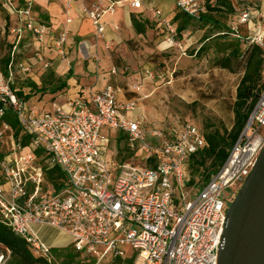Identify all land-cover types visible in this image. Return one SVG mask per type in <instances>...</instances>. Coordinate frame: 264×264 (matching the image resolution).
Segmentation results:
<instances>
[{"label": "built area", "instance_id": "1", "mask_svg": "<svg viewBox=\"0 0 264 264\" xmlns=\"http://www.w3.org/2000/svg\"><path fill=\"white\" fill-rule=\"evenodd\" d=\"M76 1L63 0L66 23L73 20ZM126 1L136 9L143 7L142 0ZM21 2L5 0L7 9L17 14L18 24L11 29L14 40L7 72L0 73V115L11 108L23 132L32 139L23 146L9 124L4 122L0 128V220L31 243L36 252L50 258L52 247L32 233L31 226L67 234L75 251L98 258L95 264L108 254L128 256V246L136 251L134 264H218L229 205L264 148V88L223 165L198 193L189 196L183 190L185 164L206 144L194 123H185L169 137L155 129L153 136L161 139L158 145L147 140L143 118L132 116L141 98L119 99L116 93L122 89L112 84L93 93L90 105L73 99L66 105L54 101L40 107L17 95L12 87L17 72L32 70V64L18 56L22 48L31 46L26 32L39 43L32 48L33 56L48 68L41 44L52 31L38 21L32 1ZM119 3L93 0L82 7L96 36L104 35L103 17L115 11ZM176 5L197 19L207 12L205 0H176ZM148 10L167 28V41L173 43L177 30L171 19L158 7ZM240 25L248 28L247 34L241 33ZM231 27L236 37L260 47L264 54V24L255 13L244 9ZM68 33V28L62 27L53 45L62 57ZM78 46L84 57H90L85 41ZM146 74L154 77L149 69ZM105 126L125 132L128 149L139 152L145 160L156 157V164L142 166L105 157ZM38 148L65 174L59 191L44 190L45 170L35 154ZM228 189L230 197L224 194ZM100 246H104L103 252ZM4 259L0 253V264Z\"/></svg>", "mask_w": 264, "mask_h": 264}, {"label": "rangeland", "instance_id": "2", "mask_svg": "<svg viewBox=\"0 0 264 264\" xmlns=\"http://www.w3.org/2000/svg\"><path fill=\"white\" fill-rule=\"evenodd\" d=\"M146 1L148 2V0ZM231 1L232 12L224 5L219 6V10L213 12L212 15L220 22L237 23L239 15L244 9L252 11L264 22V0ZM153 2L168 18H170V14L178 10L175 6L172 9L167 8L165 11V0H153ZM8 15L3 6V1H1L0 73L2 72L1 60L10 54L14 40V34L11 31L12 23L8 22ZM145 17L151 20L152 27L144 34L136 33L135 36H129L116 46L106 42L105 48L110 53L106 54L105 60L100 58L97 51L94 54L90 52V57H84L78 46L81 41L78 42L77 37L72 36L74 41L72 39L70 43L78 42L76 43L78 55L76 60L81 63L92 60L95 65V71L90 77V84L106 86L105 83H110L121 88L122 91L129 92L133 89L141 92V99L132 114L138 118H143V128L146 131L147 140L154 144L159 145L161 143V139L152 134L155 129L161 130L164 135L169 137L176 134L185 123H194L201 129H204L205 124L230 128L234 119L232 106L243 69L230 71L216 65L217 56L223 53L221 50L222 43L216 38L209 41L211 44L209 49L201 55L196 54L206 35L215 36L212 26H202L200 22L196 21L181 34L176 31L174 42L170 43L167 41L169 33L167 28L161 26L151 16L150 12L146 13ZM247 32L248 28L243 25L241 33L245 35ZM93 36L95 41H99L104 35L96 36L93 34ZM72 50L73 48L70 47V53H66L63 57L68 58ZM30 54H33L30 46H25L20 52V56L23 58H27ZM147 69L154 72V77L147 76ZM16 75L18 76L19 73ZM16 86L20 87V83H17ZM137 86L140 87L139 90H136ZM24 91L28 94L30 88L25 87ZM122 91L117 90V97L126 100ZM58 96V94L38 93L29 100L32 105L47 107ZM127 143L125 138H118L114 132L109 142L110 151H106L105 157L110 158L112 156L118 162L128 161L133 164L150 166L139 152L128 149ZM188 175L192 178L191 173ZM201 183V176L195 175L194 183L184 187L183 190L189 196H194ZM3 186L7 188L6 185L3 184ZM46 188L48 192H52L50 184H47ZM177 192L179 193L180 190ZM224 194L226 197H230L231 190H226ZM30 228L32 233L38 234L44 240H56L57 245L53 247L50 245L52 248L72 246L69 242L70 239L68 240L69 236L63 232H57L48 227L46 231H43L45 227L41 225H33ZM110 237L113 235L111 234ZM99 248L102 252L105 249L104 246ZM125 248L128 254L127 258L135 257L136 251L134 249L129 246ZM80 257L86 259L90 264H95L98 259L95 256H90L86 251L82 252ZM53 258L56 259L54 256ZM113 258L112 254L105 255L99 264H109Z\"/></svg>", "mask_w": 264, "mask_h": 264}, {"label": "trees", "instance_id": "3", "mask_svg": "<svg viewBox=\"0 0 264 264\" xmlns=\"http://www.w3.org/2000/svg\"><path fill=\"white\" fill-rule=\"evenodd\" d=\"M215 2V5L213 3ZM25 0H22V4ZM207 12L200 18H195L188 13L180 10L178 7L176 13L171 18L173 25L179 34L185 31L194 22L198 21L202 26L211 25L215 36L206 35L197 49L196 54L201 55L211 47L209 41L216 38L222 43V55H218L216 65L226 68L230 71L243 69V74L237 85L236 97L232 106L234 114L233 123L230 128L227 126H215L205 124L201 132L206 140L204 147L193 153L185 164L184 187L193 184L195 175H200L202 183L196 193L212 178L220 169L233 144L243 131L250 114L258 101L262 89L264 88V54L263 50L256 46L241 41L233 34L231 25L222 23L214 17L213 12L219 10V6H227L230 12L233 11L231 0H205ZM132 23L138 34H144L152 27L151 20L142 13H132ZM260 19V17H258ZM261 20V19H260ZM264 24V22H263ZM243 25H240L242 31ZM244 47H243V46ZM20 57V55H18ZM10 60V54L3 57L1 62V71L7 72V65ZM73 75V71L65 76H58L54 71L49 70L43 76V83L39 86L31 78L17 76L14 79L13 88L17 89V95L25 100H29L33 95L41 93H55L67 87V81ZM20 83V87L16 86ZM25 87L30 88V93L26 94ZM128 99L141 98L142 93L133 89L131 91H122ZM7 123L12 128L16 138H20L23 146H28L32 136L25 134L19 123L16 114L11 108H6L3 115H0V128L3 123ZM35 154L40 159L45 170L44 190L47 191V184H50L52 191H59L64 182L65 174L58 165H52L48 159L43 157V150L36 149ZM157 158H149L147 162L150 166L156 164ZM192 174V178L188 174ZM47 183V184H46ZM0 253L4 254L3 264H90L86 259L81 258V252L74 250L72 246L65 248H52L51 257L36 252L35 248L24 237L15 234L12 229L0 220ZM56 257V259L53 258ZM109 264H134L133 258L116 256Z\"/></svg>", "mask_w": 264, "mask_h": 264}, {"label": "crops", "instance_id": "4", "mask_svg": "<svg viewBox=\"0 0 264 264\" xmlns=\"http://www.w3.org/2000/svg\"><path fill=\"white\" fill-rule=\"evenodd\" d=\"M1 1H3V6L9 14L7 16L8 22L12 23V28L17 26V14L11 13L7 9V7L5 6V0H0V2ZM25 1H32L33 11L38 21L44 22L51 27V33L47 35L45 43L41 44L43 55L50 64L48 68H44L42 66V63H40L33 56V54L28 55L27 58L21 57L32 64V70L29 73H23L19 71L17 72L19 73L18 76L31 78L39 86H41L43 83V76L49 70L54 71L58 76L62 77H65L70 72V70L73 71L72 77L67 81V87L53 93L58 94L59 96L55 98V100L50 102L51 104L52 102L56 101L64 105H66L70 100L73 99H81L86 105H90L92 94L105 87L104 85L98 84L97 86H95L90 84V77H92L91 74L95 71V65L92 60L86 63H81L80 61L76 60V58L78 57L76 43H78L79 41H85L91 53L94 54L95 51H97L100 55V58L102 60H105L106 54L110 53V51L105 48L106 42H110L113 44V46H116V44L121 43L122 40L128 38L129 36L136 35L137 32L135 31L132 23V13H142L145 16L146 13H149L148 9L150 7H158L156 4H154L155 2H153V0H148V2L146 0H142L143 7L140 9H136L130 6V4L126 0H120L121 3L116 5L115 11L107 12L104 15L103 21L106 25L104 36L99 41H95L93 36L94 33L92 22L90 18L82 11V7L84 5H88L93 0H77L75 3V9L72 12L73 20L70 23H66L67 15L64 9L63 0ZM165 2V11L167 10V8L172 9L175 6L177 7L176 0H173L172 2L170 0H165ZM16 3L17 2L15 1V4ZM175 13L176 11L170 14V18H172ZM64 26H66L69 30L67 40L68 42L66 43V53H70V47L73 48L68 58L59 56L53 49L55 37ZM72 36L77 37L78 42L73 44L70 43L72 42V39L74 41V38ZM25 39L31 43V49L39 44L34 35H32V33L30 32H26ZM107 84L110 83H105V85ZM28 102L30 103V100H28ZM132 116L134 118H138L134 114H132ZM114 132H116L118 138H125L127 140V135L125 132L111 129L107 126L103 127L102 134L107 138L108 152L110 151V138ZM108 159L115 160V158L112 156H110V158ZM46 229L47 227H45L43 231H46ZM50 229L60 232L53 228ZM69 239L70 237H68V240ZM45 241L52 247L57 245L56 240L50 241L48 239H45ZM69 242H71V239Z\"/></svg>", "mask_w": 264, "mask_h": 264}, {"label": "water", "instance_id": "5", "mask_svg": "<svg viewBox=\"0 0 264 264\" xmlns=\"http://www.w3.org/2000/svg\"><path fill=\"white\" fill-rule=\"evenodd\" d=\"M218 264H264V148L231 201Z\"/></svg>", "mask_w": 264, "mask_h": 264}]
</instances>
